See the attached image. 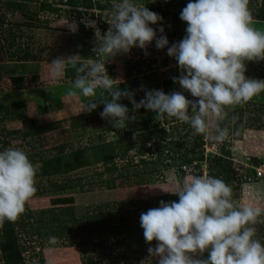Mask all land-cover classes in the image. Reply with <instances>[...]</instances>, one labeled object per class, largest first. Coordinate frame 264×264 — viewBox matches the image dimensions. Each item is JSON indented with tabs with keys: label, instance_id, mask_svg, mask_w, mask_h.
<instances>
[{
	"label": "rangeland",
	"instance_id": "rangeland-1",
	"mask_svg": "<svg viewBox=\"0 0 264 264\" xmlns=\"http://www.w3.org/2000/svg\"><path fill=\"white\" fill-rule=\"evenodd\" d=\"M41 1L43 0L25 2L0 0V14L4 13L6 18L3 34L8 35L6 31L8 28L16 34L14 47L9 51L22 53L27 50L32 55V59L27 61L7 58L0 62V118L2 119L0 131L2 130L3 133L0 139L8 140V144L4 146L0 142V148L4 150L13 147L23 150L33 165L38 167V172L44 167L45 161H49L47 172L41 176L38 172L36 174L37 191L25 204V210L32 211L34 218L39 216L47 218L58 212V209L67 206L52 205L51 198L65 196H72L73 211L77 217L86 210L90 211L95 204L108 203V208L104 210L117 204L114 207L124 211L127 216L124 224L139 226L137 231L139 234L142 233L139 218L145 211L139 207L141 204L132 202L136 200L154 202L158 196L172 195L174 193L165 192L163 189L179 191L184 181L198 172L192 166L182 169L183 173L177 171V166L180 164L177 154L174 153L173 160L169 159L170 152H167L166 148L153 147L152 144L157 139H144L145 132L142 133V137L132 142L126 140L116 145L117 147L130 145L124 157L126 159L114 158L117 172L106 171L104 165L95 163L98 156L95 153L96 147L104 142H115L123 136L127 138L126 132L131 133L130 135L136 134L139 131L138 121L142 119L158 121L164 128L165 142L171 139L186 142L187 145L193 141L202 142V147L196 149V152L199 153L201 150L204 157L217 154L219 146L228 149V158L234 171L232 180L228 182L232 195L235 196L232 198L233 201L239 205L249 204L264 208V176L262 174L260 177L257 176L255 171V168L264 166V92L254 96L247 103L225 109L226 118L219 123L221 127L229 128V137L223 143H216L204 134H200L197 138L199 134H195L187 123L177 121L175 118L156 119L155 112L145 110L143 107L133 112V105L127 97H122L120 103L129 108V115L135 116V119L129 121L126 127L117 129L109 120L99 115L104 107V104L99 102L109 99L107 92L98 90L95 97H83L79 94L69 96L68 91L73 81L66 73L67 68L71 66L66 68L59 82L53 83L49 64L53 59L79 54L81 61L85 63L88 60L105 62L109 76L117 79L116 83L121 90L133 93L137 102L144 98L145 91L152 89L162 90L165 93L182 91L189 100L198 98L183 91L179 84L173 81V77L181 75L177 61L167 55V48L157 49L155 41L148 44L146 49L132 47L129 52L119 53L111 58L93 51L94 29L86 27L83 21L94 20L96 28L104 33L110 27L107 20L110 19L112 10H95L94 16L90 17L88 14H83L82 9L58 6L54 0H45L44 9H41ZM260 2L261 0H249L248 7L252 15V26L264 31V21L254 18ZM109 3L113 4V0H109ZM136 3L138 6L144 5L149 10L155 9V13L163 17L162 22L150 26L157 29L162 23L163 34L169 41L168 46L179 42L185 36L187 22L180 19V12L188 0H136ZM23 4L26 6L25 10L12 12L13 8L20 9ZM55 8H58L57 11H52ZM74 27L75 31L72 30ZM160 35L161 33L157 31V37ZM13 76H22L25 79L21 91L12 88ZM245 76L264 80V60L248 61ZM76 91L78 93V90ZM93 99L96 100L93 102L98 103L97 108L91 112L84 110L86 104ZM18 113L22 115L17 116ZM233 117H235L234 121ZM26 118H33L34 125L31 126L25 121L22 125V121ZM77 149L84 150L86 165L73 171H66L64 162L68 159V154ZM138 150L142 151V155H138ZM156 150L161 152L160 157ZM112 153L120 154V150L113 148ZM140 157L146 162L149 160L155 162L156 159L158 161L155 166L150 163L144 165L139 162ZM127 160L130 163H127ZM55 161L59 164L56 168L58 173L52 172V168L57 166L52 164ZM199 169L202 171L201 176L208 175L207 162L204 160L199 162ZM133 170L137 173H147V183L110 190L103 186V183L115 174L130 175ZM74 178H81L80 183L90 182L91 185H86V190L83 192L78 191L76 186L68 193L40 194L44 192V188L48 190L51 182H63ZM113 223L118 224L117 221ZM255 228V238L264 244V223L256 224ZM128 234L126 233L123 239H127ZM49 242L52 244L50 247L40 248L45 264H87L89 260L102 264H158L159 260V257H149L148 253V248H154L156 244L133 246L127 249L123 241L122 244L113 243L108 247L109 257L105 260L97 256L100 254L98 248L92 249L90 246L80 250L75 246H66L59 239H50L47 243ZM34 246L37 247V243ZM28 254L29 251L23 253L25 262ZM203 254L189 255L193 259H201ZM0 259L3 260L1 252ZM30 262L33 264L34 258Z\"/></svg>",
	"mask_w": 264,
	"mask_h": 264
},
{
	"label": "clouds",
	"instance_id": "clouds-1",
	"mask_svg": "<svg viewBox=\"0 0 264 264\" xmlns=\"http://www.w3.org/2000/svg\"><path fill=\"white\" fill-rule=\"evenodd\" d=\"M248 5L249 0H188L180 12V19L187 22L186 34L171 46L162 23L157 29L150 26L162 22L163 17L138 6L136 0H113L107 20L110 27L104 33L94 20L83 21L94 29L93 51L108 58L132 47L146 49L153 41L157 49L167 48V55L181 70L173 81L197 100L187 99L182 91L152 89L137 102L133 93L121 90L117 79L109 76L105 62L85 63L79 54L57 57L49 63L52 82H59L68 66L74 68L77 75L68 95L95 97L98 90L107 92L109 99L99 102L104 104L99 115L117 129L135 119L120 103L127 97L133 112L143 107L155 112L156 119L175 118L187 123L195 134L223 143L229 137V128L219 123L226 118L225 109L264 92V80L245 76L248 61L264 60V31L252 26ZM157 31L161 33L158 37ZM93 101L84 110L96 109L98 103ZM37 172L38 167L23 150H0V226L5 221L14 222L25 211V204L37 191ZM163 190L176 194L178 202L161 200L159 207L141 213L139 218L145 242L157 241L148 253L149 257H159L158 264H264V244L255 238V225L264 223V208L237 204L231 186L209 175L190 176L179 191ZM205 251L206 259L189 255Z\"/></svg>",
	"mask_w": 264,
	"mask_h": 264
},
{
	"label": "trees",
	"instance_id": "trees-1",
	"mask_svg": "<svg viewBox=\"0 0 264 264\" xmlns=\"http://www.w3.org/2000/svg\"><path fill=\"white\" fill-rule=\"evenodd\" d=\"M22 2L30 0H20ZM36 1V0H32ZM55 4L58 6H66L71 9H82L83 14H88L90 17H93V12L103 11V10H112V3H109V0H54ZM53 2V3H54ZM103 2V3H102ZM45 0L41 1L40 7L44 9ZM26 6H23L20 9L13 8L12 12L25 10ZM58 8L53 9L52 11H57ZM155 12L156 10H151ZM254 18L259 21H264V0H261L257 11L254 14ZM6 24V18L3 14H0V62L5 61L7 58H14L18 61H27L32 59V55L27 50H24L22 53L17 51H9L14 47L16 34L12 32L11 28L6 29L8 35L3 34V26ZM12 26V24H11ZM10 26V27H11ZM19 28V26H16ZM14 31V30H13ZM110 69L109 66H107ZM67 77L73 81L76 78L77 73L72 67L67 68ZM25 79L22 76H13L11 78L12 88L15 90L22 89L25 83ZM22 115L18 113L17 116ZM29 122L30 125H34L33 118H26L23 122ZM2 119L0 118V125ZM139 131L130 135L131 133L126 132L125 135L128 137L119 138L115 142H104L101 146L96 147V154L98 155L95 159V163H101L106 168V171L117 172L116 165L114 164V158H124L126 153L130 148V145L124 147H117V144H122L127 141H134L137 138L142 137L144 139H157L156 142H153L152 146L155 148H166L167 152H170L169 159L173 160L174 153L179 157L180 164L177 166V171L183 173L185 167L192 166L193 169H197L198 172L195 175H202L201 169H199V162H207V171L209 176H214L221 178L225 183L228 184L232 180L234 171L231 166V161L229 157V150L223 148L222 146L218 147V153L211 157H204L200 152H196V149L202 147V142H191L187 145L186 142H179L178 140H168L165 142V131L158 121L152 119H142L138 121ZM2 129V128H1ZM3 135L2 130L0 135ZM200 137V134L197 138ZM160 141H162L160 143ZM164 141V142H163ZM2 145H7L8 140L0 139ZM113 148H118L120 154L112 153ZM1 150V148H0ZM160 154L159 150H156ZM112 153V154H111ZM195 153L197 155H195ZM138 155H142V151L138 150ZM68 159L64 162L66 171H73L78 168L85 166V156L83 149H77L68 154ZM56 159V158H55ZM126 159V158H124ZM52 161V160H50ZM127 160V163L130 161ZM158 161H148L146 162L144 158L140 157L139 162L141 164L150 163L152 166H155V163ZM253 161L257 162L256 159ZM174 162V161H172ZM49 161H45L44 167L38 172V175H44L48 170ZM57 166L52 168L53 173H58L59 164L55 161ZM134 166V165H133ZM100 175V173H98ZM147 173H137L133 170L130 175L125 174H115L109 178L105 183L104 187L108 190L114 189L117 187H131V186H140L146 184L148 178L146 177ZM81 178L69 179L63 182H51L48 186V190L44 188V192L40 194H53L58 195L62 193L71 192L74 188H78V191L83 192L86 190V185H91L90 182L80 183ZM47 191V192H45ZM235 197L232 195V198ZM165 202L177 201L179 197L176 194L169 196H158L154 202L152 200H136L132 202L133 204L139 205L145 212L150 208H157L160 206V201ZM52 205H67L63 208L58 209V212L51 214L47 218L39 216L34 218L33 212L30 210H25L14 222L5 221L2 226H0V252L3 257V264H30L31 259L34 258L33 264H45V260L42 254V247H50L51 242L47 243L50 239H59L61 242H64L66 246H75L80 250L87 249L88 247L98 248L100 254L97 256L101 259L107 260L109 257L108 247L113 243L124 242V247L130 249L131 247H141L143 245H155L157 241L153 240L151 242H145V238L142 233H138L139 226L132 224H124L127 216L124 214V211H120L118 208H115L113 204L112 208H108L107 204H95L91 207V210H86L81 216L77 217L73 211V198L69 197H55L51 198ZM122 203V202H119ZM117 221L118 224L113 222ZM126 233L128 234L127 239H123ZM37 243V247L34 246ZM41 248V249H40ZM37 249V250H36ZM29 251L30 254L27 256V261H24L23 253ZM92 251V250H91ZM208 252L205 251L201 259H206ZM86 264V263H83ZM87 264H102L95 260H89ZM105 264V263H104Z\"/></svg>",
	"mask_w": 264,
	"mask_h": 264
},
{
	"label": "built area",
	"instance_id": "built-area-1",
	"mask_svg": "<svg viewBox=\"0 0 264 264\" xmlns=\"http://www.w3.org/2000/svg\"><path fill=\"white\" fill-rule=\"evenodd\" d=\"M262 168L264 169V166H261V167L259 166V167L255 168L256 175L259 176V177L262 176V175L264 176V174H263V169H262ZM261 169H262V170H261ZM261 174H262V175H261Z\"/></svg>",
	"mask_w": 264,
	"mask_h": 264
},
{
	"label": "crops",
	"instance_id": "crops-1",
	"mask_svg": "<svg viewBox=\"0 0 264 264\" xmlns=\"http://www.w3.org/2000/svg\"><path fill=\"white\" fill-rule=\"evenodd\" d=\"M15 90V89H14ZM18 90H20L21 91V89H18Z\"/></svg>",
	"mask_w": 264,
	"mask_h": 264
}]
</instances>
